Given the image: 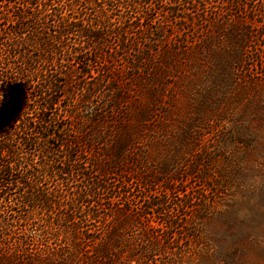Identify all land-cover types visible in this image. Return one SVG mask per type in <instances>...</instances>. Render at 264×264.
<instances>
[{"label":"trees","instance_id":"1","mask_svg":"<svg viewBox=\"0 0 264 264\" xmlns=\"http://www.w3.org/2000/svg\"><path fill=\"white\" fill-rule=\"evenodd\" d=\"M224 14L236 15L239 28H225ZM242 14L248 19L241 20ZM158 17L157 36L173 35L187 24L199 27V35H262L246 23L264 21V0H0V264H132L153 261L148 242L166 249L179 237H197V230H178L181 215L194 204L175 169L184 166L183 153L197 151L196 134L181 135L172 145L173 158L151 160L149 148L164 146L155 137L165 121L143 103L132 118L120 116L121 95L110 111L86 109L90 115L79 116L80 131L63 125L67 101L75 119L76 105L95 96L113 67L149 69L156 57L163 71L183 60L190 70L204 63L195 51L129 54ZM169 27L173 31H165ZM216 62L227 70L224 56ZM138 79L148 88L160 75ZM81 83L88 93L76 97L71 88ZM207 171L198 178L205 186ZM75 176L83 178L79 189L68 187ZM114 177H120L117 184ZM56 182L66 188L57 189ZM133 183L150 191L162 186L163 193L133 214L128 203ZM173 194H183V202L175 203ZM148 215L161 223L145 225ZM194 215L203 219L202 211Z\"/></svg>","mask_w":264,"mask_h":264},{"label":"rangeland","instance_id":"2","mask_svg":"<svg viewBox=\"0 0 264 264\" xmlns=\"http://www.w3.org/2000/svg\"><path fill=\"white\" fill-rule=\"evenodd\" d=\"M236 18V15L223 16L224 27L231 29L230 32L240 26ZM239 18L243 21L248 19L245 14ZM158 19L147 23L151 27L150 34L138 39L136 49H127L129 54L195 51L204 56V63L190 70L184 65L185 60L181 64L177 57L179 67L170 66L163 71L158 67L159 58L156 57L155 65L149 69L131 71L121 64L113 67L112 73L102 79L104 82L95 96H89V102L76 105L74 113L78 117L75 119L69 117L73 106L67 101V122L63 125H67V129L73 125L80 131L79 116L86 118L90 115L86 109L110 111L115 97L121 95L120 116L128 118L131 114L132 118L138 105L143 103L150 105L159 114L157 117L165 121L162 135L155 139L166 144L163 142L164 146L149 148L151 160L173 158L175 151L172 145L179 144L181 135L191 131L196 134L197 151L190 152V155L183 153L184 166L175 165L185 184L183 188L177 183L175 185L186 190V196L194 204L186 217L181 215L178 230L182 233L187 228L197 230V237L189 240L186 236L185 240L179 237L166 249L162 243L148 242L149 250L155 254L153 261L140 260L132 264H264V21L256 19L246 23L262 35H199L198 31L195 34L199 27L187 24L173 35L166 32V35L157 36L155 32L162 29V18ZM165 31L173 29L169 27ZM206 38L211 42L208 46H204ZM222 56L229 63L224 71L216 62ZM240 56L243 57V67L238 66ZM154 74L160 75V79L149 83L148 88L138 79L140 76L147 81ZM221 77L226 81H221ZM83 85L72 86L76 97L88 93L87 86ZM150 90L153 94H148ZM151 96L153 100H150ZM218 117H222L221 121H217ZM153 164L155 168L157 164ZM190 166H195L191 168V175ZM204 170H208L206 186L198 179ZM223 171H226L227 179H223ZM98 178L94 174L92 181L95 183ZM117 180L120 177H114L112 182L117 184ZM55 185L60 190L66 188L61 182ZM69 186L79 189L83 186V178L75 176L69 179ZM132 187L128 203L133 214L139 213L150 199L163 193L162 186L151 191L135 183ZM210 188L214 189L213 193ZM197 191L201 194L198 198L195 195ZM101 196L109 197L107 194ZM182 196L173 194L172 199L175 203H182ZM197 210L202 211V220L195 217ZM155 217L148 215L144 219L145 225L161 223Z\"/></svg>","mask_w":264,"mask_h":264}]
</instances>
